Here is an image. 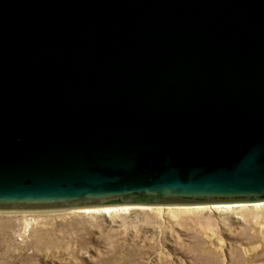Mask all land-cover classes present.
<instances>
[{
  "label": "water",
  "instance_id": "95a60500",
  "mask_svg": "<svg viewBox=\"0 0 264 264\" xmlns=\"http://www.w3.org/2000/svg\"><path fill=\"white\" fill-rule=\"evenodd\" d=\"M264 202V0H0V211Z\"/></svg>",
  "mask_w": 264,
  "mask_h": 264
},
{
  "label": "rangeland",
  "instance_id": "374dc122",
  "mask_svg": "<svg viewBox=\"0 0 264 264\" xmlns=\"http://www.w3.org/2000/svg\"><path fill=\"white\" fill-rule=\"evenodd\" d=\"M238 204L0 211V264H264V205Z\"/></svg>",
  "mask_w": 264,
  "mask_h": 264
},
{
  "label": "bare ground",
  "instance_id": "6f19581e",
  "mask_svg": "<svg viewBox=\"0 0 264 264\" xmlns=\"http://www.w3.org/2000/svg\"><path fill=\"white\" fill-rule=\"evenodd\" d=\"M256 205H264V202H256L254 203ZM241 205H245V204H223V205H214V207L218 208V209H221V208H231V207H234V206H241ZM133 206H107V207H96V208H84L83 210L85 211H97V212H103V213H110L111 211H114V210H122V209H129V208H132Z\"/></svg>",
  "mask_w": 264,
  "mask_h": 264
}]
</instances>
